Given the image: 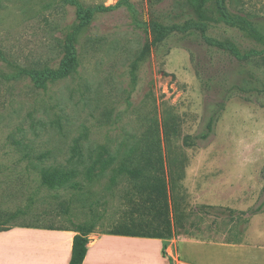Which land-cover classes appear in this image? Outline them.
I'll return each instance as SVG.
<instances>
[{
    "label": "rangeland",
    "instance_id": "obj_1",
    "mask_svg": "<svg viewBox=\"0 0 264 264\" xmlns=\"http://www.w3.org/2000/svg\"><path fill=\"white\" fill-rule=\"evenodd\" d=\"M78 1L114 9L79 32L77 73L39 89L25 72L58 67L76 8L0 0V229L92 239L168 219V239L238 240L264 212V43L223 23L203 34L185 0ZM226 2L264 29V0ZM156 23L177 30L159 41ZM127 153L137 175H114ZM49 167L76 175L49 188Z\"/></svg>",
    "mask_w": 264,
    "mask_h": 264
},
{
    "label": "crops",
    "instance_id": "obj_2",
    "mask_svg": "<svg viewBox=\"0 0 264 264\" xmlns=\"http://www.w3.org/2000/svg\"><path fill=\"white\" fill-rule=\"evenodd\" d=\"M75 235L27 227L0 232V264H69ZM82 264H264V212L248 220L238 240L103 234L89 238Z\"/></svg>",
    "mask_w": 264,
    "mask_h": 264
},
{
    "label": "trees",
    "instance_id": "obj_3",
    "mask_svg": "<svg viewBox=\"0 0 264 264\" xmlns=\"http://www.w3.org/2000/svg\"><path fill=\"white\" fill-rule=\"evenodd\" d=\"M189 3L195 13V16L205 22L202 24L201 32L206 35V25L208 24H225L231 28L238 29L239 31L245 33L253 41L263 44L264 43V29L262 25H258L252 18L236 13L232 11L228 4L227 0H185ZM69 2L76 8V18L78 22L77 29L67 38L65 43V51L62 60L60 61L58 67L56 68H47L43 71H26L25 74L32 80L34 85L39 89H47L50 83L55 82L56 80L68 78L75 73H77L79 63L77 59V49H76V40L79 32L84 30V28L90 26L94 21L98 13L107 12L113 10L114 8H104V7H85L78 0H69ZM120 5V4H119ZM177 30L176 27L162 26L160 24L153 25V31L157 34L158 40L161 41L170 34L174 33ZM206 42L212 46H217L220 49L226 51L234 52L235 49L230 42H219L217 40L206 38ZM252 53V52H251ZM145 55V52L143 53ZM239 58V53L236 54ZM251 57V54L248 55ZM143 60V56L139 59L138 62ZM132 68L133 76L137 70V64ZM135 79V78H134ZM211 129V124L208 127ZM79 140L77 141V145ZM130 156L128 153L122 160L118 163L117 167L114 169V175H137L128 169V161H130ZM95 167L91 165L87 170V175L94 174ZM71 175H76L75 170L66 171L60 167H49L44 168L41 171L40 179L44 186L49 188H54L56 186H64L71 179ZM80 187L78 183L72 185V187ZM166 198V193L163 195L162 190L157 191L155 198L162 197ZM263 208L258 211H262ZM163 212H160L158 215H162ZM169 214L165 212L164 215ZM163 215V216H164ZM170 220L165 219V222L162 226V230L158 231L155 228L154 235H144L142 232L134 231H114L109 234L114 235H127L134 237H152V238H167V234L170 233ZM136 230V229H134ZM7 231L6 229H0V232ZM76 235L73 240L72 248V257L69 264H82L86 253L87 245L89 243V234L91 232L85 231L83 228L79 227L75 230Z\"/></svg>",
    "mask_w": 264,
    "mask_h": 264
}]
</instances>
